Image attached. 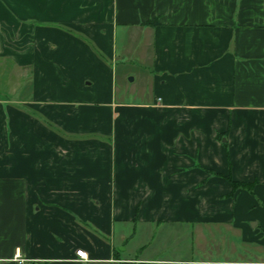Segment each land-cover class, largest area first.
<instances>
[{"label": "crops", "instance_id": "1", "mask_svg": "<svg viewBox=\"0 0 264 264\" xmlns=\"http://www.w3.org/2000/svg\"><path fill=\"white\" fill-rule=\"evenodd\" d=\"M259 202L264 0H0V264H230Z\"/></svg>", "mask_w": 264, "mask_h": 264}, {"label": "rangeland", "instance_id": "2", "mask_svg": "<svg viewBox=\"0 0 264 264\" xmlns=\"http://www.w3.org/2000/svg\"><path fill=\"white\" fill-rule=\"evenodd\" d=\"M145 66L140 60H136L133 57H128L126 59L120 60L118 59V63L115 66V71H116V92H117V97L120 98L122 101H139L141 99H143L144 97H146V94L149 93V89H150V84H149V75L147 74L148 72H145ZM140 73H144L140 75ZM146 73V75H145ZM259 213L264 215V202H259ZM258 221L257 220H253L249 222V227L251 229V231H257V233H255L254 237L250 236L251 239H253L252 242L250 243H246V244H241L242 248H239V250L236 252H230V253H226V259L232 263L230 264H237V262H243V264H261L258 262H264V235H262L260 232H262V230H260V226H257ZM134 225L132 223L131 229H134ZM138 230H137V235L135 236L134 239H130L128 246H127V251H126V255H130V254H135L136 250L139 251V249L146 245V238H145V233L143 234L140 229L139 226H137ZM260 230V231H259ZM259 232V233H258ZM264 232V230H263ZM173 233V232H171ZM211 234V236H209ZM264 234V233H263ZM171 235V234H169ZM161 236V237H159ZM165 236L163 235V233H161L159 235V232L157 231L156 233V241L152 244L153 248H154V252L156 253L157 257H159L160 259H164L167 257H170L172 254H176L174 253L175 251H173L172 249L176 250L175 248H177V245L173 244L170 245L169 241L167 242V240H163L165 241L164 243H166V245H168L167 247L169 248V250H164V248H162V241L161 238ZM207 238L210 237L212 238V241H214V244L220 246V244H224L223 241L226 240L225 244L228 247V245H230V243H228L229 241L234 242V244L239 247L240 243L238 244L236 241V238L234 236H231L229 234H225L222 232H208V234L206 235ZM166 237V236H165ZM225 239V240H224ZM258 239L259 241H254ZM240 242V241H239ZM253 243H257L259 245H261L262 247L259 248V245L253 244ZM161 244V245H159ZM166 249V247H165ZM156 250V251H155ZM177 251V250H176ZM139 252H137L138 254ZM235 262V263H234ZM247 262V263H244ZM264 264V263H263Z\"/></svg>", "mask_w": 264, "mask_h": 264}, {"label": "built area", "instance_id": "3", "mask_svg": "<svg viewBox=\"0 0 264 264\" xmlns=\"http://www.w3.org/2000/svg\"><path fill=\"white\" fill-rule=\"evenodd\" d=\"M76 255L81 260H86L87 259L86 252H84L82 250L77 251ZM170 264H187V263L179 262V263H170ZM202 264H209V263H202Z\"/></svg>", "mask_w": 264, "mask_h": 264}, {"label": "trees", "instance_id": "4", "mask_svg": "<svg viewBox=\"0 0 264 264\" xmlns=\"http://www.w3.org/2000/svg\"><path fill=\"white\" fill-rule=\"evenodd\" d=\"M49 125H52V124L49 123ZM233 186H234L235 189L238 188V187H249L248 185L238 184V183H234V182H233Z\"/></svg>", "mask_w": 264, "mask_h": 264}]
</instances>
